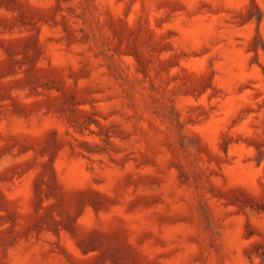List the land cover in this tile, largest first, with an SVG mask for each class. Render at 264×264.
<instances>
[{
	"label": "rangeland",
	"instance_id": "rangeland-1",
	"mask_svg": "<svg viewBox=\"0 0 264 264\" xmlns=\"http://www.w3.org/2000/svg\"><path fill=\"white\" fill-rule=\"evenodd\" d=\"M0 264H264V0H0Z\"/></svg>",
	"mask_w": 264,
	"mask_h": 264
}]
</instances>
